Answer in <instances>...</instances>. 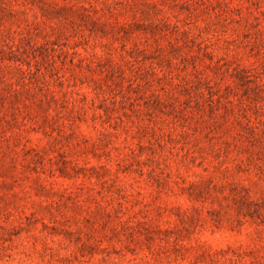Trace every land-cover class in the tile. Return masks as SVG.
<instances>
[{"label": "rangeland", "instance_id": "374dc122", "mask_svg": "<svg viewBox=\"0 0 264 264\" xmlns=\"http://www.w3.org/2000/svg\"><path fill=\"white\" fill-rule=\"evenodd\" d=\"M0 264H264V0H0Z\"/></svg>", "mask_w": 264, "mask_h": 264}]
</instances>
